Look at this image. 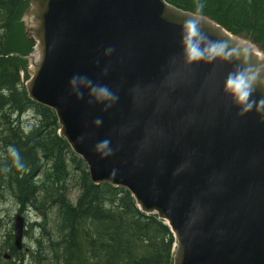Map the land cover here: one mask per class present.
I'll return each mask as SVG.
<instances>
[{
    "label": "water",
    "instance_id": "obj_1",
    "mask_svg": "<svg viewBox=\"0 0 264 264\" xmlns=\"http://www.w3.org/2000/svg\"><path fill=\"white\" fill-rule=\"evenodd\" d=\"M30 4L34 8L23 15L25 33L39 39L35 49L40 57L33 64L27 56V92L55 110L60 133L88 163L93 182L128 187L143 211L168 220L178 241L173 264H249L244 258L251 251L241 245L252 241L248 236L254 238L253 233L264 232V114L239 115L237 108H227L228 124L208 112L220 108L224 98L212 106L202 101L192 108L187 103L191 92L217 76H222L217 79L224 85L229 72L211 74L204 66L210 77L202 81L201 70L193 68L187 80L181 75V81L173 84L171 67L150 52L158 36L164 40L167 33L176 32L175 20L184 21L175 14L191 19L194 14L159 0H30ZM30 14L35 23L29 28ZM207 23L234 44L222 27ZM254 47L247 43L239 55L257 68ZM107 48L113 49L109 55ZM232 56L231 61L241 66L237 55ZM73 76L107 86L117 101L105 108L85 95L87 89H81L78 99L69 85ZM216 90V97L226 95L223 88ZM254 95L264 97V89L258 88ZM159 114L164 123L155 126L153 119ZM97 119L102 121L99 126L94 124ZM213 122L225 129L212 128ZM85 133L99 138L77 137ZM103 140L112 149L107 157L95 150ZM168 160L173 162L170 168ZM22 234L20 221L18 247ZM260 244L262 250L264 242Z\"/></svg>",
    "mask_w": 264,
    "mask_h": 264
},
{
    "label": "bare ground",
    "instance_id": "obj_2",
    "mask_svg": "<svg viewBox=\"0 0 264 264\" xmlns=\"http://www.w3.org/2000/svg\"><path fill=\"white\" fill-rule=\"evenodd\" d=\"M13 1L14 4L10 9L7 8L5 10L0 6V74L5 75V77H7V75L9 74L13 75L15 71L17 72L16 76L20 77L25 67L24 62L21 60V54L18 51H15L16 49L15 45L13 44L12 34H8L10 25H13L11 21L15 20L16 17L21 15L23 9L26 10L30 6V9L34 8V6L30 4V0H27L26 2L25 0ZM159 1L162 3V1L164 0ZM182 1L184 3H182ZM185 1L195 9H197L198 5H202L203 7L206 6L202 0ZM185 1L181 0L178 3V6H183L186 3ZM208 8H211L212 10L221 9L219 5H212ZM200 10H202L203 14L199 15V20L204 24L198 23L197 27L199 32L204 37H206V40L203 42L204 46H207L209 42L214 41L207 37L201 30H206L208 33H210V35L222 39L224 45H226L227 48L237 56H239L242 49H246L247 43L253 40L252 38H248L246 36H243L242 34L240 37H238L237 35H232L231 33H227L225 29H223L226 33V36L234 44L237 45L232 44L226 38H224L218 30L207 26L209 25L207 22L216 25L214 15L208 12V9ZM31 14L27 15L26 20L29 28L35 23V19H33ZM9 16H12L10 18V21L8 18ZM174 16L182 17L184 18V21L181 22L179 20H175L177 21L175 22V24L178 26L176 32L173 30L172 32L167 33L164 40L161 35L158 36L156 46H154L153 49L150 50V52L155 54V56L159 60H162L164 63H166L168 67H171L174 78L173 84L181 81V75L183 76V78H185V80H187L188 74L194 71L193 68H199L202 73V81H208L210 75L206 73L204 69H202V67L204 66L210 67L212 71L211 74L216 73L219 70L222 72L223 69V75L226 72H233L238 67H240V65L236 62L234 63L231 60H224L222 58H218L211 62L204 63V61H201L191 65L186 64L183 46V25L187 20H190L191 18L180 16L178 15V13ZM23 27L26 29V25H24ZM255 31L259 34L262 33V31L257 27L255 28ZM69 34H67L66 36H68ZM28 40L33 46L30 45L27 48L26 54L32 57V63L35 64L40 57V53L35 49L37 48L36 46L39 45V39L37 38V40H33L30 36V38L28 37ZM152 42L154 41L152 40ZM252 50L256 62L258 63L257 68H260V65L264 64V53L257 47H254ZM14 61L18 63L19 67H17L15 63H12ZM215 62L216 66H213V63ZM201 64L203 66H201ZM252 67H254V65H252ZM163 77L164 76H162V78ZM217 77H215L211 82L207 84L198 86L196 90L191 92L192 95H188L190 99L187 101V103L192 108H195L199 103L203 101L204 106L208 107L221 102V100L224 98L223 102H221V104L219 105L220 108L215 107L210 109L208 112L210 116L224 118L226 119L224 121L228 123L231 119L227 116V108L236 109V107L233 104H230V101L232 100L227 94L225 96L222 95L221 98L216 97L219 96L216 88L224 87V85L221 84L223 82L222 79H217ZM4 86L5 87L0 88V93H3L6 97H9V99L4 101L0 105V172L4 175V179L0 180V198L1 200H6L5 204L14 202L16 204V207L18 208L12 214H8L6 215V217H4V213L6 211L2 209L4 207L0 204V231H4L2 232V235H4V240H6L4 243H1L3 239L0 236V264H3L4 262L8 264H44L45 262L46 264H50L49 261L54 264H127L129 263V261H134V253L136 252L137 247L143 243V238L137 237L134 233L131 237L125 232H123L117 238L116 230L114 229V227H112L113 225H111V221H109L112 214H109L108 208L104 209V203L98 206L99 211L94 214L90 203L85 202V205L76 207L77 203H74L71 198H68L65 200V202H70L71 204H68L70 205V207H67L68 205L66 204L62 205L61 201L63 199V196L57 193L58 191L55 189H50L45 191V193L40 194L39 189L36 185V181L41 177V173L37 170L33 171L34 168L32 169L31 167H29V165L33 164L35 168L42 165L47 166L48 164H50V161L53 159V157H56V154H58V150L55 146V142H53L52 144L49 142H45L48 135L51 133L49 126L41 125L35 122V117L37 115L38 109H36L35 107H30L27 109H23V112L20 114H17L16 112L17 115L15 114V112H11L10 105L14 110L19 101V98L21 97V94L23 95V88L21 87V83L10 77H7ZM208 86H210L211 88L210 92L207 90ZM55 87L61 88L59 84H55ZM13 93H16L18 97H16ZM222 93L225 94L224 91H222ZM85 95H88V93H86ZM27 96L30 100V104H38L34 99L30 97L29 94H27ZM10 97L13 98L10 99ZM28 114H33V123H25L24 116H28ZM54 116L57 121V117L55 114ZM162 120L163 118L161 117V114H159L157 118L153 119V123L157 124L155 126H160L164 123V121ZM213 124L214 125H209L214 129H225V125L223 124L216 125L215 122H213ZM233 126H235L234 123ZM25 129H29V131H27L26 133ZM53 131L55 135L54 137H60V134L54 127ZM94 135L95 134L93 133L92 136ZM77 137L79 139L88 138L90 140H97L99 138V135L91 137L89 134L85 133L82 135H78ZM25 138L34 139V143L36 144L35 149L37 152L36 156L27 153L24 158H21V163L24 165V169L18 171L12 164V160L7 153V147L9 145L14 146L19 152V150L21 149L20 147H25ZM38 142H43L45 143V145H40L38 144ZM218 144H220V147H222L221 143ZM77 155L80 156L78 153ZM154 157L156 158V155H154ZM167 163L168 168L173 165V162H170V160H168ZM151 168L152 170H155V168H157L156 163L152 162ZM87 169H89L88 165ZM74 178L79 179V174H75ZM261 181L264 182V177H261ZM91 183L93 187H96L98 189H101L100 187H98L100 184L108 183L112 186L122 187L129 191L127 187L115 185L108 181L95 183L92 180ZM55 185L56 187H59V184ZM89 190L90 188L88 185L84 186V183H81V193L87 192L86 194H88ZM108 193V195L110 196H116L115 192ZM131 196L132 199L135 198L133 194H131ZM103 197L109 202H119L118 197H108L102 195V199ZM133 201L136 208L142 214L146 215L147 217L158 218V216L154 213L143 211L135 199H133ZM0 203H2V201ZM71 207H76V209L72 210ZM73 211H75V216L72 220L71 225L69 226V220L71 216H73ZM14 214V225L12 229L10 223H7V219L10 218L11 220V217ZM53 215L58 218V225L53 226L51 224V217ZM26 218L30 219L33 223L30 224V222ZM20 221L23 222V240L25 238V234L27 233L26 227L28 224L30 229L32 227V224L34 227L33 229H35V231H33L34 246L31 247L29 257L21 255L17 251L16 227ZM162 222L165 224L164 221ZM104 231H111V240H116L113 250L109 249L108 246L104 248L105 243L96 239L97 236L103 238ZM71 235H73L72 240L70 238ZM254 238H252V241L247 239V241L241 245L246 246L247 250L251 251V256L245 257L244 259H246L249 264H264V248L260 250L258 247L260 243V245H263L262 242L264 241V232L258 233L254 236ZM45 252H51V259L49 258L50 253L46 254ZM173 254L175 253H171L172 258ZM79 256H82L83 259L77 258ZM244 262H241L240 264H244ZM245 264L247 263L245 262Z\"/></svg>",
    "mask_w": 264,
    "mask_h": 264
},
{
    "label": "trees",
    "instance_id": "obj_3",
    "mask_svg": "<svg viewBox=\"0 0 264 264\" xmlns=\"http://www.w3.org/2000/svg\"><path fill=\"white\" fill-rule=\"evenodd\" d=\"M169 1L173 2L172 0ZM180 1L181 0H177L176 4L178 5ZM202 1L208 7H211L212 5H219L221 8L219 10H212L211 8H208L206 6L202 7L201 9H208L207 11L212 13V15H214V18H216L222 24L228 26L232 31H245L248 34H251L250 37L261 43L264 48V0ZM13 4V0H0V6L5 10L7 8H12ZM186 4L188 3L186 2ZM185 6L187 5L184 4L181 7L185 8ZM189 6L191 5L189 4ZM11 17L12 16L8 17L9 21ZM256 27L262 31L261 34L255 31ZM12 32L13 27L12 25H10L8 34H12ZM13 40L15 41L14 38ZM12 63H15L17 67H19L16 61ZM16 75L17 72L15 71L13 75L9 74L7 75V77L19 81L21 83V87L23 88L21 77H17ZM7 77L0 74V88L5 87L4 83ZM13 94L18 97L16 93ZM11 98L13 97H10V99ZM8 99L9 97H6L3 93H0V105ZM29 101L30 100L25 90L23 89V95L21 94V97L19 98V101L14 110L10 105L11 112H15V114L17 112V114H20L23 112V109H27L30 107H35L36 109H38L37 115L35 117V122L41 125L49 126L51 133L48 135L45 142H49L51 144L55 142V146L58 150V154H56V157H53V159L50 161V164H48L47 166L42 165L35 168L33 164L29 165V167H31L32 169L34 168L33 171L37 170L41 173V177L36 181V185L39 189L40 194L45 193V191L47 190L55 189L58 191L57 193L63 196V199L61 201L62 205L71 204L70 202H65V200L69 198L70 181L75 176V174H79L77 183L80 187V190L81 183H84V186L88 185L90 190L88 191V194H86L87 192L80 193V197L77 201L76 207L85 205V202L90 203V206H92V210L95 214L99 211L98 206L104 203V209L108 208L109 214H112L109 221H111V225H113L112 227H114V229L116 230L117 238L123 232L127 233L131 237L134 233L137 237L143 238V243L137 247L136 252L134 253V261H129V263L127 264H172L171 253L173 249L174 239L169 227L155 217H147L146 215L142 214L136 208L133 201L134 198L132 199L131 194L126 189L122 187H115L108 183L100 184L98 187H100L101 189L93 187L88 173L87 165L84 163V161L76 156V154L70 149L65 139H63L61 136L54 137L55 135L53 127L57 131L59 129V125L54 116V112L50 108L43 105H34V103L30 104ZM24 140H26L25 147H20L21 149L19 150L20 158H24L27 153L36 156L37 151L35 149L36 144L34 143V139L25 138ZM38 144L45 145V143L43 142H38ZM3 179L4 175L0 172V180ZM55 184H59V187H56ZM108 192H115L116 196H110L108 195ZM102 195L108 197H118L119 202H109L104 199V197L102 199ZM67 207H70V205H68ZM76 207H71V209L75 210ZM74 216L75 211H73V216H71L69 220V226L71 225ZM110 232L111 231H104L103 238L97 236L96 239L105 243L104 248L108 246L109 249L113 250L116 240H111L112 234H110ZM72 237L73 235L70 236L71 240ZM77 258L83 259L82 256H79Z\"/></svg>",
    "mask_w": 264,
    "mask_h": 264
},
{
    "label": "clouds",
    "instance_id": "obj_4",
    "mask_svg": "<svg viewBox=\"0 0 264 264\" xmlns=\"http://www.w3.org/2000/svg\"><path fill=\"white\" fill-rule=\"evenodd\" d=\"M202 5H198L197 13H199ZM200 19L198 14H194L193 18L187 20L183 25V46L184 58L188 65L201 61L211 62L218 58L224 60L233 59L232 52L227 50L224 44L209 42L204 46V37L198 30L197 24ZM112 48L105 49V55L111 54ZM235 59L240 61L241 66L235 71L230 72L224 81L223 91L230 96L233 105L239 110V115L256 111L258 114H264V97L257 98L254 93L258 88L264 89V69L255 68L247 64V59L244 54H241ZM107 69H105V72ZM69 85L77 98H82L81 89H87L90 97L98 103H103L105 108L111 107L118 97L117 95L104 85H96L86 77L73 76L69 81ZM102 123L100 119L94 121V124L99 126ZM29 129H25L27 133ZM108 140L100 141L95 150L100 152L102 156L107 157L112 154V149L109 147ZM7 153L12 160V164L20 171L24 169L21 163L20 154L14 146L7 147Z\"/></svg>",
    "mask_w": 264,
    "mask_h": 264
},
{
    "label": "rangeland",
    "instance_id": "obj_5",
    "mask_svg": "<svg viewBox=\"0 0 264 264\" xmlns=\"http://www.w3.org/2000/svg\"><path fill=\"white\" fill-rule=\"evenodd\" d=\"M27 0H25L26 2ZM173 2L177 3L176 1L177 0H172ZM182 3H184L182 1ZM185 9H194L193 7L189 6V4H186L185 3ZM189 6V7H188ZM23 11H26L25 9H23ZM22 12V11H21ZM22 15H23V12L21 15H19L18 17L15 18L13 22V35L15 36L17 33L19 34L20 38L23 39V41H21L20 39H17V40H13V44L15 45V51H18L21 55H25L26 54V50L27 48L30 46V44L25 40L24 38V34H23V26L22 24L19 22L20 19H22ZM249 41V40H248ZM252 45H254L252 42H251ZM22 60V59H21ZM24 62V60H22ZM24 65H25V62H24ZM25 70V69H24ZM32 113V112H30ZM25 118V123H33V114H28V116H24ZM128 188V187H127ZM129 189V188H128ZM80 187L78 186V183H77V179L76 178H72L71 181H70V192H69V198L72 199V201L74 203H77L79 197H80ZM130 193L132 194V191L129 189ZM2 201V203H0L1 205H3L4 208H2L3 210H5L4 212V217H6V215L8 214H12L13 212H15L17 210L18 207H16V204L14 202H11V203H6V200H1L0 198V202ZM13 203V204H12ZM14 217H15V214L12 215L11 217V220L10 218L7 219V223H10V225L12 226V229H13V225H14ZM28 219V218H26ZM10 220V222H9ZM58 218L53 215L51 217V224L54 226V225H58ZM28 221L31 223H33L30 219H28ZM29 224L27 225L26 229H27V233L25 234V238H24V249L22 251H20L19 253L22 255L23 252H25L23 255L26 256V257H29L30 256V250H31V247L34 246V240H33V231H35V229H33V224H32V227L31 229L29 228ZM6 229V228H4ZM2 232H4L3 230L0 231V236L2 237L3 241L1 243H4L6 240H4V235H2ZM240 232V230H239ZM260 233V232H258ZM258 233H253L254 235H257ZM248 238H253L252 235L248 236ZM264 240V238H263ZM262 241V240H261ZM264 242V241H263ZM46 254L50 253L49 254V258L51 257V252H45ZM51 259V258H50ZM50 264H54L52 263L51 261H49ZM3 264H8V263H3ZM46 264V262L44 263ZM61 264V263H60Z\"/></svg>",
    "mask_w": 264,
    "mask_h": 264
}]
</instances>
